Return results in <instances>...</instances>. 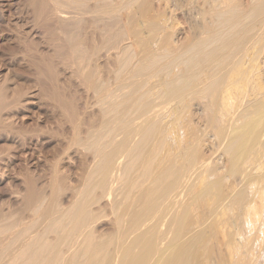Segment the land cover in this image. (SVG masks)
<instances>
[{
  "label": "bare ground",
  "instance_id": "1",
  "mask_svg": "<svg viewBox=\"0 0 264 264\" xmlns=\"http://www.w3.org/2000/svg\"><path fill=\"white\" fill-rule=\"evenodd\" d=\"M68 5H69V2H68ZM84 5L86 4L84 3ZM107 5H110V4H107ZM204 6L205 7L207 6L206 9L204 8L205 12H203L205 13L203 14L204 22H205L203 24H205V26H204V29H200L201 31L202 30L204 31L203 33L205 35V38L201 37V38H204V40H202L201 42V43H204V48L202 45V51L200 52V54H197V56L196 54L195 55L193 54L195 53L193 51H192L193 55H190L189 52H186V53H189L190 56L192 57L195 56V57L193 58L191 57L192 59H190L191 61H189L188 63L189 69L186 68L184 70L185 72L181 74V76L185 74L184 75L185 77L182 76L183 79L180 80L178 78L179 76L178 73L179 72L182 73V72L180 71L179 68L173 69V70H179V72L176 71V74L178 76H173L175 73L172 75L174 79L172 83H175L176 82L175 79L177 78L179 79L180 82L179 83L177 82V84L171 83L170 85L171 86L174 85V87L172 86V88L169 91L164 88L167 93L164 90L165 93L163 92V94H167V96H170L171 98H173L171 99L170 97H167L168 100L169 98L172 100V101L170 100L171 102H173L174 100V103H176L175 102L176 99H179L180 105L182 104L181 102L183 99H184L183 100L184 102H186L189 98L192 99L191 101H194L192 103H196L197 101L196 103V108L198 109L197 114H199V118H201L205 122L204 125L206 127H204V130L205 128L209 129L210 127H211V130L212 129L217 130V131L215 130L216 133H214V137H213V138H216L217 141L214 143L215 141L214 140L212 143V146H213V149L216 147L215 149L216 153L217 151H220L219 154L222 157L223 162L222 163L220 162V158H218L219 160L217 159L218 161L215 160L211 162L210 161L211 159L210 160L208 159L209 156L207 157V159H205V156L202 159L203 157L201 155L202 152L197 149L198 146H200V144H197V146L195 147L196 150H198V153L193 151L194 150L193 147L196 145L194 143L197 142L194 139L190 138L191 139L190 140L189 138H187L191 142L190 145H189L188 140L180 141V138H176V137L175 138L179 140L177 141L176 139H174L177 144L173 141V138H174L173 136H175L174 134H177V132L179 134V131H180V129L179 131L174 130V129L176 128L178 129L179 126L176 127L177 122H175V125L174 124L170 125L171 123L168 120H166L170 118L169 116L171 114L168 113L169 114L168 116L166 114L167 118L164 115H163L164 118L161 117V112L166 111L165 107L168 108L167 105H169L171 102L168 101L169 103L165 105L166 101L164 104V100L160 103L159 101L155 100L156 103L158 104H156L153 101V99L150 100L151 101L150 103L154 102L157 106H159L158 108L160 107L162 108V109H158L157 106L152 107V105L150 106L151 108H149L148 107L149 103H147V100H146L147 104L145 103V100H143L144 103L143 104L140 103L141 104L140 106L146 104L147 106L144 105L143 107L146 106L145 108L147 109L148 107V109L147 111L144 110L145 108L142 109L143 112L145 111L146 113L142 112L140 113L141 115L137 113L138 116L139 115L140 116L139 117L135 116V117L139 118L141 121L140 123L137 122L138 126H133L132 125L133 122L130 124L133 126V127H130L131 129L133 128V130L130 132L129 130L131 129L129 130L126 129V131H128L129 134L124 133L125 130H122L121 132H119L120 128L121 129L123 128L121 127V124L123 125V123H127V122L121 121L123 119L120 118L119 119L120 122L118 125V122L111 120L112 122H115L118 126H120L118 127L119 130L118 128L116 129V127L113 126L115 127V131L117 130L118 131L117 133H120V134L123 132L124 135L123 134L121 135L126 136L125 137L126 139H124L123 136H119L116 132H112L113 133L112 136L114 138L115 137L117 138L118 136L122 137L121 139L124 140V142L121 141V139H118L119 138L118 137L117 139L120 140L119 142H123V143H121V145L120 143L119 145L116 144L117 146L115 147L113 145H110V146L108 145L109 148L111 146L113 147V148L112 147L110 148L112 150L109 153H106V151L104 150L105 149L104 145L106 144L105 142L107 140L105 139L104 140L105 142L103 141V139L98 141V143H101V142L102 144L105 143L104 145L101 146V148H99L100 146L99 147L97 146L99 148V150L97 151L100 152L99 155L101 156L100 157L101 159H99L101 160L99 166L97 167L95 166V168H97L96 174L98 175L97 177L98 182L97 180L94 181V183L95 182L96 183L93 186L91 182L97 178L96 177L89 178L90 179L89 184L92 185V187L90 186L89 187L92 188L93 190L88 188V191L90 190H92V192L97 191L99 194V197H97L98 199L95 198L97 195H94V196L92 195L93 200L94 198L97 199L95 203L98 204V202H100L101 204V202L102 203L105 202L106 204L105 203L103 204L104 207L107 206V203L108 204L110 203V206L108 207L109 208L111 207L112 210L116 211V214L115 212H113L112 214H114V217L118 215V217H116L117 219L115 220V224H114L115 226H113L112 224L113 227H116L117 230H120L119 236L117 237L118 239L117 247L111 252L109 245H108L109 240L107 241L108 243L105 242L107 240L106 237H104L103 239L104 241L102 240V238H101V241L98 240L96 235L101 234L102 232L100 231V229H98L100 231L99 233V231H97L96 229L97 227L93 228V224L95 223V221H91V219H89L90 209L88 208V203L82 202L79 204V202L81 201L79 198L80 201L78 200V203H76L77 201L74 202V200H72L71 203L74 202V204L70 203L71 205H69L70 207L71 206L74 207V205L77 206L74 209L73 207L72 209H67L69 206L67 205L68 207L66 206L67 208H65V206L62 203L64 207L59 204L60 207L62 206L60 209V207H57L58 205H54L48 211L47 213L48 217L46 216L48 220H47V223L45 224V227L49 225L48 222L49 223L52 222L51 227L53 226L55 228V226L57 227L59 226V228H55V229L52 228L53 230L52 232L54 233H51V234L53 235L54 234L56 235V233L58 234L59 232L60 234H62V231L64 233V230L67 231L66 228L68 224L70 225L71 222L74 221L75 224L72 223L73 226L72 224L70 225L72 228L71 227L68 228V234L69 236L71 235V237L67 236L68 234L66 232L65 234L67 235L64 236L65 238L62 237L63 234L60 235L61 237H59V235H56L57 237L56 239L58 241L60 240L58 239V237L62 238L59 242L57 240H51L50 238H52L53 235H51L50 231H48V230H51L50 229L51 227H49L50 225L48 226L49 228L48 230L45 228L43 229L45 230V232L42 231V228H43L42 227L40 230L42 232H37L36 234L29 233L28 231H20L18 232L15 241H13L12 239H6L4 241L0 240L1 241L0 245L7 243V247L5 248V250L0 251V258L5 259L4 264H264V0H207V4H205ZM69 10L63 11L61 14L60 12H57V14H59V17H61L64 23H66L67 21L70 22L69 20L72 19L73 17H75V19H80L82 17L81 16L80 18H76L78 16L77 15L73 16V14L70 13L71 10L70 11ZM100 12H102V10ZM100 12L98 11V13ZM104 14L106 13L104 12ZM106 17L109 18L107 14L101 17V19L103 18L105 20L104 24L103 23L101 24L99 21H98L99 23H97V24H101V26L103 27V28H100L102 30L100 48L102 50L104 49V52H106L105 50H107L108 52L109 50H112V49L114 52H115L114 49H116L117 52H120L119 48L120 49L122 48V51H124L123 46L121 45L122 46L121 47L120 43H122V41L124 42L125 39L127 40V38H125L124 40H121L122 39L121 36L119 37V35L114 32L116 28L114 30L113 28H111V27H114L113 26L114 22H116L118 19L117 16H116L117 19L114 17V15L111 16L116 19V20L113 19V21L115 20L114 22L113 21L110 22L111 17L109 18L110 20H108V18L106 20ZM77 21L79 22V20ZM202 21H203V18H202ZM116 23H118V21ZM111 24L113 25L110 26ZM245 24L246 25L249 24V25L246 27ZM72 32H75V31H72ZM97 33H100V32H97ZM124 34L125 33L123 32L122 35L125 36ZM69 36L71 37L72 35H69ZM75 38H76V35H75ZM118 38H120V41H121L120 43L118 41ZM70 40L72 39L70 38L69 41ZM75 40L76 39H74V41ZM82 40H79V41L81 42ZM77 41L78 40H76V42ZM70 42L72 43V41ZM65 43H68V42H65ZM73 43L71 46L73 47L75 46V47L72 50V52L71 51L70 52L71 54L72 53L74 54V57H77L79 64L76 63L77 60L76 61L74 60V62H72L73 61L72 60L71 62L73 63V66L75 65L74 63H76L78 66L83 65V66H80V68L81 67L84 68V71L81 68L83 72H85L86 69H89L92 67L94 70L95 69L97 70L103 67L104 66L103 63H106L105 61H107L109 58L112 57L111 56L108 59L106 58L107 60H104V62L100 60L103 63H100V67H98L97 64L99 62L97 63V61L99 60H97L96 58L97 57L99 58L102 56H99L97 54L99 53V51L95 49L97 48L96 47L97 45L99 46V44L94 42L96 45H94L93 48L95 51H97V53L96 55H94L96 58L93 56V60L94 59L96 60L97 64L95 65L98 67L96 68L94 65V61L92 59H89L91 58V55L89 54H93L94 50L92 53L90 52L88 53L86 52V50L88 49L84 48L85 46L82 48L81 47L82 44H80L81 45L80 46L77 44L73 45ZM124 43L127 44V42H124ZM128 46L130 45L128 44ZM259 46H261V48ZM73 47H70V48H73ZM87 47H89V45ZM124 47L128 48L125 45ZM255 47L260 49L258 50L256 48L257 54L255 53L256 51L254 50ZM129 51L131 52V49ZM125 52H126V49H125ZM252 53L254 55L250 57V54ZM107 55H109V53ZM121 56L122 55H117L118 58H116V56L114 55V58H116L115 60L117 61L118 59L117 62L119 64L122 62V60H124V58L123 59L119 58ZM129 57L131 59H135L136 61L135 57L132 58L133 56L131 55ZM174 57H175V54H174ZM131 59H128V61H130ZM90 60L93 63V64H90V66L91 65L93 66L87 68V65L89 66ZM85 61L89 63L87 64ZM109 61L110 59L108 60V62ZM183 61H185V59H183ZM123 62L125 63V61ZM84 63L86 67L84 66ZM128 63L129 62H127V67L131 64L129 63L128 65ZM181 63H183L182 60H181ZM102 64L103 66H101ZM123 64L119 66L122 67L124 66ZM184 66H187V65H184ZM77 67H74V69ZM104 67L103 69H105ZM80 68L78 67L79 71H81ZM125 68L126 67H123V69ZM93 69H90V71ZM48 70H51V69L48 68ZM94 70L91 71V73L93 72L92 74L98 75V73L95 72L96 70L95 71ZM186 70H189V74H188V71L186 73ZM103 72L104 71L102 70V74L104 76L105 73ZM106 72L109 73V71L107 70ZM78 74L79 73L77 72V75ZM186 74L188 77L186 76ZM84 75L89 76V80H88L89 82H90V77L94 76V75L90 76L89 72H87V75L86 74ZM98 76H97L98 78L101 77L100 74ZM81 77H82L81 80H83V78L85 79V77L83 76ZM105 77L106 76L101 77L100 79H97L98 82L101 81V79ZM107 77H106V80L107 79L109 80V77L108 78ZM94 78L95 77H93L91 81ZM108 80L107 81L104 80L105 83L108 82L107 84H109L110 81ZM88 81L86 80V82ZM156 81L157 80H155V82ZM82 82H85V81H82ZM94 82H95V79H94ZM151 82H150V85L152 87L153 86L156 87L155 84L153 85L151 84ZM100 83H98V85H100L99 87H103L105 85V84L103 85L104 82H102L101 84ZM161 83H163V80L160 82V84ZM165 83H163V85H165ZM90 84L87 83V85H90ZM114 84L115 83H113V85ZM92 85H95V84L92 83L91 86ZM108 86L110 87V84ZM108 86L105 85L106 89H103L105 87L101 89H103L104 91L106 90L105 92L107 93L108 91H110L108 89L109 88ZM161 86L162 85H160L159 88ZM94 88L96 89V86H94ZM95 89H93L94 93L98 92L97 91L98 89H96V92H95ZM151 89L153 90L151 92H154V89L153 88ZM102 91L98 92L99 94L96 93L97 95L95 96L101 95ZM135 92H136V89H135ZM158 92H160V90ZM147 94L145 98L143 99L147 98ZM154 94L155 93H153V95ZM57 95L55 96L56 98L54 97L55 99L59 97V95L58 97ZM102 95L104 98L105 97L107 98V101L109 100L108 99L109 97H107V96H110L109 93L107 94V96L105 94H102ZM115 97L116 96H114V98ZM151 98L152 97H150V99ZM126 99L127 98L125 97V100ZM137 99H135V101ZM103 100L105 101V99ZM125 100L124 101L118 100V101L121 102L120 104L122 105V102L124 103ZM59 103L62 104L61 102ZM161 103L165 105L164 108L162 107L164 105L162 106L160 105ZM111 104L113 105V103ZM114 104L117 105L116 103ZM112 105H110L109 107L113 111V109L116 107H111ZM121 105L119 107H121ZM180 105L178 103V106H179L178 109L181 108ZM175 106H174V109H175ZM127 108H129V106H127ZM115 110L117 111V109H114V111ZM122 110H121L122 113L126 111V109H124L125 111H122ZM134 110L135 109H133V111ZM180 110L177 112L178 114H180L179 113ZM141 111H137V112H141ZM134 113L136 114V112ZM174 113L173 115H175V118L173 116V119H176L177 113L176 114ZM161 118H163L162 122L163 120H165L168 122V124L166 122H163V125L165 123V125L163 126L161 122L160 124L163 127L162 126L160 127L159 119ZM178 118L179 117H177V119ZM192 118L193 117H191V119ZM189 121L192 122L190 119ZM128 125L129 123H127V126ZM171 126L175 128L173 129L171 128ZM195 129L197 130V128ZM3 130H0V131H3ZM194 131L191 133L195 134ZM200 131H202V129ZM112 133H109V134H112ZM114 133H116L118 136L117 135L114 136ZM130 133L131 135L132 134L134 135L133 138L130 135ZM157 133L158 134L160 133V136ZM155 134H157L159 138L157 139L155 137L157 141L152 145L151 142L148 143V141L149 140L151 141L152 139L151 137L154 136ZM197 134L198 132L195 135ZM127 135L129 136L127 137ZM137 135H140L143 139V140L141 139L138 140L137 138V140L142 141V143L145 146V147L141 146L142 143L139 142L138 143L140 145L139 147H143V150H144V148L147 149L149 146L151 147L152 145V148L149 152L150 153V156L148 155L149 157L145 154L146 149L144 150L145 153H143V155L145 154L148 158L147 160L142 162L144 163V168H142L143 171L140 174V176L136 179L134 177L132 178L130 175V179L132 180L130 181L128 180L129 183L127 187L126 186L127 184L125 185V182H123L124 184H122L123 178L127 177L129 179V176H127L128 171H129V168H128L129 166L128 167L126 166L125 159L128 154H131L132 155L131 157H133L134 153L139 152L138 151L139 147L135 149V147L132 146V141L134 142L137 141L135 140L136 139L135 137ZM195 135H193L192 138H194ZM116 138L115 140H113L114 142L116 141ZM130 138L132 140H130ZM183 139L184 137L181 140ZM195 139L197 138L195 137ZM145 141L149 145L146 144ZM108 142L110 143L111 141H107V143ZM115 143H118V142H115ZM173 143L175 144L177 148H175ZM110 144H112V142ZM223 144H224V147H222ZM166 146L168 147V149L166 148L167 150L165 149ZM172 146L174 147L173 149H175L174 151L176 152L175 153L176 155H174L173 157L171 155L174 153V152L171 153V151L173 150ZM97 147L95 149H98ZM162 147L167 151L168 154L164 152L163 156L159 157V155L162 154L161 152V149L163 150ZM98 152H96L95 155H98L97 154ZM197 154L199 156V159L197 158ZM145 155H144V158H146ZM98 156L96 157L99 158ZM136 156L140 157L139 153L136 154L135 157ZM96 157H93V159L96 160ZM180 157H182L181 160H180ZM194 157H196L198 161L196 163L194 162L192 166H188V167L186 166L188 169L183 167L185 165L179 164L180 166H182L181 168L178 167L179 166L178 164H177L178 166L175 165L176 163H178V161L182 162V159H183V162L185 160L187 162L190 160L192 161ZM177 158H178V161H177ZM196 159L194 158L193 160L196 161ZM129 160L131 159L129 158L128 161ZM133 160L131 161L133 162ZM139 162H141V159ZM137 164L138 163H136V165ZM188 164L190 163L188 162ZM133 168L135 169L136 167H133ZM124 180H127V179L125 178ZM120 184H121V187H119ZM146 184L147 186L144 187V185ZM29 185L31 186V184ZM33 185L35 184L33 183ZM86 185L88 186L87 182H86ZM123 185H125L126 190L123 188ZM120 188H122V191L125 190L124 191L125 193L124 195H122L121 200L118 201L117 203L116 200H119L120 198L118 197L117 199H115V197H116V193H118L117 191ZM34 190L35 189H33V186H32L29 192L31 194L29 195L31 199H28V198L27 199L31 200L33 203L35 202L37 206V203H36L37 201H34L36 199L33 200L34 195H35V194L33 195ZM35 191L36 192L34 193L37 194V190ZM122 191H120L119 193H121ZM90 195H89V198H90ZM82 196L84 198L83 193H82ZM40 197L42 198V196ZM36 198L38 199L39 196ZM90 200L93 201L91 198ZM125 202H128L129 204L127 205V208H123L125 212L123 210H122L123 212H121V214L122 213L123 214L125 213V214L120 215L119 214L120 212L118 210L120 209L121 206H124L123 204ZM33 203L32 205H34ZM96 207L95 209L97 211ZM102 207L103 206H101V208L99 209H104ZM63 208H65V211L63 210ZM99 209L96 213H100ZM108 209L106 210L108 211ZM106 210H102V214L105 213ZM109 213L110 215H112L111 211ZM100 214L98 217H101ZM103 215H104L103 218L105 219L107 215L105 214ZM127 215H129V218L125 219V216ZM51 217L53 218L49 219ZM108 217L109 216L106 217L107 218L105 219L106 221L110 220L108 219ZM68 218H70V220L72 218V220L68 221ZM24 219H25V214H24ZM111 219H113V216L111 217ZM65 220H67L69 223ZM16 221H17V224L16 223L12 224L14 223L12 222L11 223L12 225L10 226L9 224L5 230H18V228L21 227L19 225H22L23 220L21 222L19 220V223L21 224L18 223L17 219ZM100 221H103V220H100ZM65 222H66V225L64 224ZM105 223L106 222H104V224ZM63 224L65 225V229L64 227H62L63 230H61V225L63 226ZM108 228L110 230V227ZM57 229H58V232L56 231ZM70 229L75 230L74 231L75 234L74 233L70 234ZM93 229H96V232H94ZM46 230L48 231V233ZM212 230L218 231L222 235L221 236L222 240H220L219 242H215V240L210 236V232ZM113 232L114 231H112V233L109 235H112ZM170 233H171V236H169ZM48 234L51 236L50 238H48L49 237ZM104 235L102 234V236ZM109 235L106 234L105 236L108 237ZM98 237H101V236L98 235ZM53 241H55L54 242L55 244L52 243ZM108 248L110 251L108 250Z\"/></svg>",
  "mask_w": 264,
  "mask_h": 264
},
{
  "label": "rangeland",
  "instance_id": "2",
  "mask_svg": "<svg viewBox=\"0 0 264 264\" xmlns=\"http://www.w3.org/2000/svg\"><path fill=\"white\" fill-rule=\"evenodd\" d=\"M67 1L69 2V5ZM82 1L81 0H66V1L65 0L64 1L63 0H0V120L4 122L2 123L0 121L1 122L0 125H2L0 126V130L5 129L3 130L4 132L0 131V240L1 241H4L6 239H12L13 241H15L17 234L20 231H28L29 233H32V234H36L37 232H42V231L45 232V230H43L44 228L48 230L49 229L48 226L50 225L49 227H51L52 222L50 223L48 222L49 225L45 227V224L47 223V220H48L46 216L48 217L47 213L54 205H58L57 207H60L59 204L62 205L63 203L65 208H67L69 205L74 204V202L76 201H77L76 203H78V200L80 198L81 201L79 200L80 201L79 204L82 202L88 203V208L90 209L89 219H91V221H95V223L93 224V228L97 227L96 228L97 231H99L98 229H100V231L102 232L101 234H98L101 237H98V235H96L98 240L101 241V238L103 240L104 237H106L107 240L105 242L109 240L108 241L109 243L108 242L107 243L112 252V250H114L117 247V241H118L117 237L119 236V232H120V230H117L116 227H113L115 226L114 225L115 220L117 219L116 217H118V215L114 217V214L112 213L115 212L116 214V211L112 210L111 207L110 208L108 207L110 206V203L109 204L107 203V206L105 207L103 205L105 202L103 203L101 202L102 205L100 204V202H98V204L95 203L98 199L97 197H99V194L97 191L96 192L93 191L95 193L94 194L92 192L93 189L90 188L92 187V185L94 186V184L96 183V182L94 183V181L97 180L98 182V178H97L98 175L96 174L97 168H95V166L96 167L99 166L101 162V160L99 159H101L100 158L101 156L99 155L100 152H98L97 150H99V148H101V146L106 143L104 145L105 149L104 147L103 149L106 151V153H109L112 150L110 149L112 146L109 148L110 145H113L115 147L117 146L116 144L119 145L120 143L121 145V143L124 142V140L121 139L122 137H119V136L124 135L123 132L121 133L123 135H121L120 133H117L118 132L117 130L115 131V127L116 129L120 127L118 126L120 122L119 121L120 118L123 119L121 121H125L129 123V125L133 122L132 123L133 126H138L137 122L140 123L141 120L135 116H138V114L143 112L142 109H144L147 106L146 105L147 103H149L148 107L151 108L150 107L151 105L152 107L157 106L156 104L158 103H156L155 100L159 101V103L164 100V104L166 101L165 105L171 102L172 101L171 99L173 98H171L170 96H167V94H163L164 90L167 89L169 91L172 88V86L174 87V85L172 86L170 85L172 81L174 80L173 76L179 75L178 78L180 80L183 79L182 76H184L185 74L182 76L181 74H183V72H185L184 70L189 67L188 63L189 61H191L190 59L195 57V56L192 57L190 55L196 54L197 56V54H200V52L202 51V45L204 48V43H201V42L202 40H204L205 35L203 33L204 31L203 30L201 31L200 29H204V26H205V24H203L205 23L204 17H203V14L205 13L203 12H205L204 10L207 7V6L206 7L204 6L205 4H207V0H82ZM84 3L86 5H84ZM107 4H110V5H107ZM79 7H81L82 10ZM60 8L61 9L63 8V9L61 10ZM67 9L68 10L70 9L72 11L71 12L69 10L70 13L73 14V16L77 15L78 17L76 18H80L81 16L82 17L80 19H75V17H73L72 19L69 20L72 23L68 21H67L68 23L66 21H65L66 23H64L61 17H59V14H57V12H60L61 14L63 11H68ZM101 10L102 12H100ZM98 11L100 13H98ZM104 12L107 14V16H109V18L112 15H114L115 18L117 16L118 19L117 18L116 19L118 23H116L117 21L114 22L116 20L114 17H111L110 18L111 20L108 17H106V20L108 18V20H110L111 22L113 21V19H115L113 21L114 25L113 24L110 25V26L113 25L114 27H111V28H113V30L116 28L115 30L117 32L115 30L114 32L117 33L119 37L121 36L122 38L121 40H124L125 38H127V40L126 39L124 40V42H127V44L124 43L123 41L122 43H120L121 42L120 38H118L120 46L121 45L123 46L124 51H122V48L121 49L119 48L120 52H117L116 49H114L115 52L113 51V49L109 50L108 52L107 50H105L106 52H104V49L102 50L100 48L101 47L100 40L102 38V32H101L102 30L100 28H103L101 24L105 23V20L103 18L101 19V17L106 15L104 14ZM88 15L90 16V18ZM202 18H203V21H202ZM77 20H79V22ZM98 21L101 24H97L99 23ZM246 24L245 26L247 27L249 24L248 25ZM67 25H69L70 27ZM89 25L90 27L91 26L92 27L90 28ZM71 30L75 31L76 33L72 32ZM55 31L56 32L58 31L57 34ZM97 32H100L101 34ZM123 32L125 33L124 34L125 36L122 35ZM69 35H72V36L70 37ZM75 35H76V38H75ZM67 37L69 39L70 38L72 39L70 40L72 41V43L75 42L73 43V45L82 44V46L80 45L82 48L84 46H85L84 48H87L88 50L91 48L90 50L92 51L86 50V52L88 53L93 52L94 50L93 47L94 45H96L95 43L99 44V46L97 45L96 46L97 48H95L97 49V51H99V53H97V51L94 50L93 54H89L91 55V58L89 59L93 60V56L96 55V53L99 56H102V57H99L100 59L94 56L97 60H99L97 61V63L99 62L98 64L96 63L95 59L93 60L94 65L97 64L98 67H100V63H103L104 60H107L109 57L112 56L111 58H109L110 59L109 62H108L109 60L108 59L107 61H105L106 63H103L105 67L103 66V64L101 65L105 69L108 66L106 70L109 71V73H107L106 70L103 69V67H101L102 69L101 68L97 70L95 69L96 70L95 71L92 67L93 65L90 66V64H93L91 60L89 61L90 63L86 61L85 62L87 64L89 63V66L86 64L87 68L89 67H92V68L86 69L85 72H83L84 68L81 67L83 71L80 68V66H83V65L78 66L76 64V63L79 64L77 57H74L73 53H72L73 55L71 54L75 46L74 47L71 46L72 43L69 41ZM201 37H204V38H201ZM74 39L78 40L77 41L78 43L76 42V40L74 41ZM79 40H82V41L80 42ZM65 42H68V43H65ZM123 44L127 46L128 48L124 47ZM128 44L130 46H128ZM88 45L89 47H87ZM70 47H73V48H70ZM257 47H255L254 49L256 52L253 50L256 54H257V50H256ZM259 47L261 48V46ZM129 48L131 49V52L129 51L130 50ZM125 49H126V52H125ZM192 51L195 53H193ZM186 52H189L190 55L189 53H186ZM108 53L109 55H107ZM128 54L133 56L132 58L135 57L136 61L135 59H131L129 57L130 55ZM174 54H175V57H174ZM114 55L116 56V58H118L117 55H122L119 58L120 59L124 58V60H122V62L119 64L117 62L118 59L116 61L115 60L116 58H114ZM252 55L254 54L253 53L250 54V57ZM127 58L131 60L128 61ZM179 59H181L184 64L181 63V60ZM183 59H185V61H183ZM74 60L75 61L77 60V62L74 63L75 65L73 66L72 62H74ZM100 60L103 62H101ZM111 61L113 62V64ZM123 61H125V63ZM132 61L135 63H133ZM127 62L131 63L130 65L128 63L129 65L128 67H127ZM105 64L106 65L108 64V65L106 66ZM121 64H123L124 66L120 67ZM184 65H187V66H184ZM77 66L80 68L81 71L78 70ZM84 66H85V63H84ZM74 67H77V68L74 69ZM95 67L98 68L96 65ZM123 67H126V68L123 69ZM48 68H50L51 70H48ZM176 68H179L182 73H180L179 70H173ZM90 69H93L96 73H98V75L100 74V76L102 74V70L104 71L103 72L105 73L104 76L109 77V80L108 79L107 80L110 81L109 84L111 88L108 86L109 85L107 84L108 82L105 83V81H107L106 77L102 78L103 80L101 79V81L104 82L103 85L105 84L109 87L107 88L110 91L107 90L108 92L106 93L105 92L106 90L105 91L103 90V89H106L105 85L103 86L105 88L99 87L100 85H98V83H100L101 81L98 82L97 79L104 77L103 74L100 78H98L99 76L97 74L95 75L92 74L93 72L91 73V71L93 70L90 71ZM176 71L179 72L178 75L176 74ZM187 71L189 74V70H186V73ZM77 72L79 73L78 75H77ZM87 72L90 73V76L94 75L93 77H95L94 78L95 82H94V79L92 80L93 82L91 81L93 77H90V82L88 81L89 74L87 75ZM84 74H86L88 78ZM81 76L85 77V79L83 78V80H81L82 78ZM150 79L151 81L153 80L152 81L153 83L150 81ZM177 79H175L176 82L174 81L176 84L177 82L178 83L180 82L179 79L178 81ZM86 80L88 82H86ZM155 80L157 81L155 82ZM162 80H163V83L166 82L165 85H163V83L160 84ZM82 81H85L86 83ZM148 81H150L151 84L153 85L155 84L157 89L154 86L152 87L150 85V82ZM87 83L89 84L94 83L95 85H92L93 86L92 87L91 84L87 85ZM113 83L115 84L113 85ZM167 83L169 84V86ZM175 83H172V84H175ZM160 85L164 87L161 86L159 88ZM94 86H96V89H98L97 90L98 92H101L103 90L102 94H105L106 96L109 93L110 96H107L109 97L108 98L109 100L107 101V98L106 97L104 98L101 93L100 94L102 96L98 95L100 98L98 96H95L99 93L96 92V89L94 88ZM151 88L154 89V92H151L153 91ZM93 89H95V92L97 94L94 93ZM135 89H136V92H135ZM159 90L160 92H158ZM153 93L155 94L153 95ZM57 94L59 95V97ZM146 94H147V98L143 99L145 98ZM56 95L58 97L57 99H55ZM114 96L116 97L114 98ZM131 96L135 99L138 98L139 100L137 99L135 101V99H133ZM102 97L103 99H105V101L102 99ZM125 97L127 98L126 100H125ZM150 97L152 98L150 99ZM167 97H170L171 99L169 98L168 100ZM128 98L130 101L128 100ZM123 99L125 100V102L124 103L122 102V105H121L120 104L121 102L119 101L120 100L124 101ZM152 99L156 104L154 102H152L153 104L150 103L151 102L150 100ZM189 99L187 100L186 98L188 102L186 100H185L186 102H184L183 101L184 99H183L181 102L182 103L181 105H180L179 99L175 100L176 103H174V100H173V102L167 105L169 109L166 108L164 104L162 103L160 104L161 106L164 105L162 107L163 108L165 107L166 109V111L161 112V117L164 118V116L166 117V114L167 116L171 114L172 116L170 115L169 117L172 120L170 118L166 119L167 117L165 119L171 123L170 125L172 124L175 125V122H177L176 127L178 126L180 127V128L178 127V129L177 128L174 129L175 127L171 126V128H173L174 130L179 131L180 129L179 134L177 132L179 136L177 134H174L175 136H173L174 137L173 141L176 143V141L174 140L176 138H180V141H187L188 140L187 138L194 139L197 142L194 143L196 145L193 147L194 148L193 151L198 153V150H200L202 152L201 155L203 156V157L201 156L202 159L204 158V156H205V159H207V157L209 156L208 159L209 160L211 159L210 161L212 162L215 160L218 161L219 160L218 158H220V162L222 163L223 159L219 154L220 151H217L216 153L215 151L216 147L214 146L215 148L213 149V146H212L213 141L215 140L214 143L217 141L216 138H213L214 133H216L217 130L216 129H215L216 131L214 129L211 130V127L210 128L208 127L210 131L209 129H206V128L205 130L207 131L204 130V127H206L204 125L205 122L204 120L199 118V114H197L198 113L197 112L198 109L196 108L197 101L196 103H192L194 101H191L192 99L190 100ZM143 100H145V103L147 100V103L144 104L146 105L145 107H143L144 105L140 106L141 105L140 103L142 104L144 103ZM59 102H61L62 104L64 103L65 105L63 104L62 106V104H60ZM177 102L182 108V109L180 108L181 110L178 109L179 106ZM101 103L102 104L105 103V104L102 105ZM109 103L110 105H112L111 103H113L111 107H116L114 109H117L118 112L116 110L115 112L114 109L112 111L111 108L109 107L110 106ZM114 103H116L117 105H115ZM190 103L193 106H191ZM58 104H60L61 106ZM171 104L172 105L174 104V105L172 106ZM120 105L121 107H119ZM127 106H129V108H127ZM174 106H175V109H174ZM158 107L159 106H157V108ZM124 109H126V111ZM133 109H135L136 111L135 110L133 111ZM147 109L145 108L144 110L147 111ZM158 109H162V108L160 107ZM170 109L173 112H171ZM110 110L113 113H111ZM121 110L125 112L122 113ZM179 110H180L179 112L180 114L177 113ZM137 111H141V112H137ZM134 112L138 114L136 115ZM173 113L174 114L177 113L176 116L179 118L177 119L176 117V119H173V116L175 118V115H173ZM191 117H193L194 119L193 118L191 119ZM163 118L159 119L160 127L163 125V122H166L168 124V122L165 120H163L162 122ZM189 119L192 122H190ZM111 120L118 122V125L115 122H112ZM189 122L192 124H190ZM127 123H123L124 126L121 124V127L123 128L125 127V128L124 129L120 128L119 132H121L122 130L126 131V129L129 130L131 129L130 127H133L132 125L127 126ZM5 127H7L8 130ZM195 128H197V130ZM199 129L200 130L202 129V131L204 130L203 132L205 134ZM132 130L133 128L129 131L131 132ZM192 130L194 131L195 134L198 132L197 134L198 136L191 133L193 132ZM125 131L124 133L129 134L128 131L126 132ZM112 132H116L119 136L116 133H114V136L117 135L119 137L117 138L121 139V141L123 142H119L120 140H118L115 137L116 138L115 142H118V143H115L113 141L115 140V138L112 136L113 135ZM109 133H112V134H109ZM157 134L152 136L151 137L152 139L150 138L151 141L149 140L148 143L151 142V144L153 145L157 141L155 137L158 139L160 136V133L158 134L159 136H157ZM193 135H195L197 139H195V137L192 138ZM128 136L129 135H127V137ZM131 136L133 138L134 135L132 134ZM125 137L126 136H123L124 139H126ZM183 137L184 139L181 140ZM135 138H136L135 140H137V138L138 140L140 139L143 140L140 135H137ZM101 139H103V141L105 139L107 141H111L112 144H110L111 142L107 143V141L106 142L104 141L105 142V143L103 142L104 144H102V142L98 143V141H100ZM130 140L132 139L130 138ZM138 140L135 142L132 141V146L135 147V149L140 146L138 144L139 142L142 143V141H138ZM188 142L190 145L191 142L189 140ZM148 143L146 142V144ZM197 144H200V146H198L197 148L198 150H196L195 148ZM224 144L222 147H224ZM94 145L96 147L97 146L98 147L100 146V147L99 148L97 147L98 149H95L96 147ZM152 145L151 147L149 146L147 149L144 148V150L146 149L145 150L146 153L144 152L143 147H139V150H138L139 152L138 151L137 152L139 153L140 157L138 156L135 157V155L138 153H134L133 157H131L132 156L131 154H128L126 156L125 163L127 167L129 166L128 167L129 171L127 174V176H129V179L125 177L127 180H124L125 178H123L122 184H124L123 182H125V185L127 184L126 186L128 187L129 181L132 180L130 179V175L132 178L134 177L135 179L140 176V174L143 171L142 168H144V163L142 162L147 160V158L150 156L149 152L152 148ZM141 146H144V144L142 143ZM167 146L165 147V149L166 148L168 149ZM173 148L174 147L172 146V149ZM175 148L177 147L175 146ZM165 149L164 148L163 150L161 149L162 154L159 155V157H162L164 152L168 154L166 151L167 149L166 150ZM174 150L175 149L171 151V153L174 152L173 154H171L172 157L176 155L175 154L176 152ZM96 152H98L97 154L99 156L95 155ZM143 153L149 156L147 157L144 154L146 157L144 158ZM96 156H98L99 158H97ZM93 157H96V160H94ZM129 158L131 160L134 159L133 160L134 163L131 160L128 161ZM181 158L182 157H180V160ZM194 158L196 159V157ZM197 158L199 159L198 154H197ZM92 159L96 162H94ZM140 159H141V162H139ZM193 159L192 161L191 160L188 161L191 164L190 165L188 164L186 160L183 162V159H182V162H181V161H178V158H177L178 163H176L175 165L177 164L185 165L183 167L187 168L188 166H192L194 162L196 163L198 161V159H196V161ZM136 163L138 164L136 165ZM180 165L178 166L179 168L182 167ZM133 167H136V168L134 169ZM95 177L97 179H94L92 181L93 183L91 182L92 185L89 184L90 183L89 178H95ZM32 182L35 185H33ZM86 182L88 186L86 185ZM28 183L31 184V186ZM28 185L30 186V188H32L33 186V189L37 190V194L34 193L36 192L35 190L33 192V195L35 194L33 200L36 199L34 201H37L36 202L37 206L35 202L33 203L31 200H28V199H31V197L29 196L31 194L29 193L30 188ZM125 185H123L124 189L126 188ZM146 186L147 184L144 185V187ZM119 187H121V184ZM88 188L92 190L89 189L90 191H88ZM119 190L122 191V188H120ZM119 190L117 191L118 193L120 192ZM125 190L122 191L123 193L122 192L119 194L116 193L115 199H117L118 197L120 198L119 200H116L117 203L118 201L121 200L122 195H124L125 193L124 192ZM89 192L90 194L91 193L92 194L90 195ZM82 193L84 195V198L82 196ZM36 195L39 196L38 199L36 198L38 197ZM89 195L92 200H93L92 197L94 195H97L95 197L97 199L94 198L93 200L94 202H93L90 200ZM40 196H42L43 199ZM72 200H74L73 203H71ZM31 202L34 205H32ZM128 204H129L128 202H125L123 204L124 206L120 207V209L118 210L120 212L119 213L120 215L125 214V213L121 214V212L124 211L123 208H127ZM101 206H103L102 208L104 209H99L101 208ZM72 207L73 206L71 207L69 206L67 209H72ZM75 207L77 206L74 205L73 209ZM95 207L97 208V211L99 209V212L101 214L96 213L97 211ZM65 208H63L64 211H65ZM106 209H108V211ZM102 210H106V212L103 214L109 216L108 219L110 220H107V221L105 220L107 219L106 218L107 216L105 217V219L103 218L104 215L102 214ZM110 211L112 215H110L109 213ZM24 214H25V219H24ZM99 214L101 215V217H98ZM112 216H113V219H111ZM127 216H125V219L129 218V215ZM52 218L53 217L49 219H52ZM16 219L18 220V223H19V220L20 222L23 220L22 225H19L21 227L19 228L17 227L18 230H5L9 224L10 226L15 223L17 224ZM69 220L70 218H68V221ZM100 220H103V221H100ZM104 222L106 223L104 224ZM72 223L75 224L74 221L71 222V224ZM64 224L66 225V222ZM64 224L63 226L61 225V230H63L62 227H64L65 229ZM107 224L110 226H108ZM70 225L68 224L66 228L67 231L64 230V233L62 231L63 235L60 234V232L58 234L56 233V235H59V237H61L60 235H62V237L67 235L68 228L71 227ZM106 225L110 227L111 231ZM41 228H42V231H40ZM52 228L54 227L52 226L50 228L51 230H48L50 231V234L54 233L52 232L53 231ZM55 228H59V226L58 227L55 226ZM96 229H93V231L96 232ZM56 231L58 232V229ZM74 231L75 230L70 229V234L71 233L75 234ZM112 231H114L113 234L109 235L112 233ZM66 232L67 234H65ZM104 233L105 235L107 234L109 236L108 237L105 236ZM102 234L104 236H102ZM56 235L54 237L52 236V238H50L51 237L50 235L49 237L48 236L47 237L50 238L51 240H57ZM67 236H69V234ZM169 236H171V233L169 234ZM210 236L215 240V242H219L220 240H222V237H221L222 235L216 230H212L210 232ZM59 237L58 239L61 240L62 238H59ZM69 237H71V235ZM54 242L55 241H53L52 243ZM6 247H7V243L1 244L0 251L5 250ZM4 262H5V259L0 258V264H4Z\"/></svg>",
  "mask_w": 264,
  "mask_h": 264
}]
</instances>
